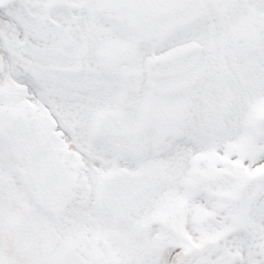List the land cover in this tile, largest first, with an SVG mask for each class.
Listing matches in <instances>:
<instances>
[{"label": "snow or ice", "instance_id": "6c2138e0", "mask_svg": "<svg viewBox=\"0 0 264 264\" xmlns=\"http://www.w3.org/2000/svg\"><path fill=\"white\" fill-rule=\"evenodd\" d=\"M0 264H264V0H0Z\"/></svg>", "mask_w": 264, "mask_h": 264}]
</instances>
